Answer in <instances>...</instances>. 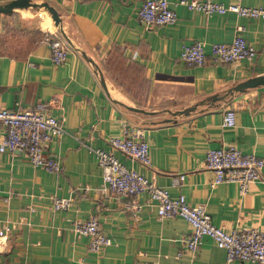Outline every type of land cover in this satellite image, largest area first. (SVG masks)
Masks as SVG:
<instances>
[{
  "label": "crops",
  "instance_id": "1",
  "mask_svg": "<svg viewBox=\"0 0 264 264\" xmlns=\"http://www.w3.org/2000/svg\"><path fill=\"white\" fill-rule=\"evenodd\" d=\"M31 1L53 6L61 27L45 6L0 12L12 17V24L15 18L43 16L27 22L34 23L25 26L34 33L26 42L0 48V107L46 102L66 132L45 148L46 157L59 160L57 172L35 168L22 151L0 152V264H256L228 261L226 250L208 235L191 253L184 241L191 234L185 218L160 217L147 192L101 189L103 170L91 149L110 150L109 138L123 126L141 128L152 166L113 149L128 168L173 196L185 194L191 205H205L213 223L227 230L264 229V166L260 178L242 190L237 182L212 185L206 163L209 149L230 143L264 159V85L230 91L264 74V18L206 15L169 0L176 22L146 28L138 17L145 0ZM215 1L264 7V0ZM239 26L256 47L255 57L214 62L211 44L231 42ZM46 33L65 39L62 64L53 63ZM198 40L208 58L204 65H191L180 52ZM188 107L194 108L178 113ZM229 107L236 112L231 127L223 126ZM180 174L184 180L175 183ZM58 197L71 199V205L55 209ZM92 215L111 239L101 254L89 249V236L74 231L76 220Z\"/></svg>",
  "mask_w": 264,
  "mask_h": 264
},
{
  "label": "built area",
  "instance_id": "2",
  "mask_svg": "<svg viewBox=\"0 0 264 264\" xmlns=\"http://www.w3.org/2000/svg\"><path fill=\"white\" fill-rule=\"evenodd\" d=\"M189 8L211 13H236L256 19L264 18V7L244 5L240 2L225 4L215 0H181ZM138 17L146 28L173 24L177 20L175 10L169 0H145L138 11ZM242 26L231 42H214L210 46V56L214 62L228 63L241 59L252 60L257 49L244 37ZM46 42L51 49V59L59 65L67 58V46L63 37L50 34ZM180 57L191 65H204L208 54L203 41L184 45ZM236 124L235 109L229 107L223 116V126ZM66 132L62 119L55 116L49 104L40 102L32 108L9 109L0 107V152L22 151L35 168L59 171L61 164L58 159L45 156L46 145ZM110 150L92 148L97 161L103 170L102 190H111L119 194L136 195L147 192L156 204L160 217L176 215L185 218L191 226V234L184 241L191 253H194L202 238L212 237L217 246L226 250L228 261H250L264 264V229L259 227L225 229L216 225L211 219L205 205H191L185 194L171 195L169 189L160 186L134 168H128L113 153L119 150L133 160L147 167L152 166L150 144L145 139L141 128L123 126L121 132L109 138ZM207 167L213 172L212 185L223 182H237L242 190H246L256 179L260 178L264 159L254 153H245L235 144H225L211 148L207 152ZM185 174L174 178V182L184 180ZM91 189L90 186L85 187ZM71 205L69 198H56L55 209H67ZM74 231L79 235L90 237L89 249L101 254L111 244L110 237L102 230L100 221L95 216L78 219L74 222ZM98 264V263H93ZM156 264V263H145Z\"/></svg>",
  "mask_w": 264,
  "mask_h": 264
},
{
  "label": "water",
  "instance_id": "3",
  "mask_svg": "<svg viewBox=\"0 0 264 264\" xmlns=\"http://www.w3.org/2000/svg\"><path fill=\"white\" fill-rule=\"evenodd\" d=\"M37 6H45L49 12L51 13L52 18L54 19L56 25H60L61 27V18L58 14V12L55 10V8L51 5H49L47 2L44 3H37L33 2L31 0H11L7 3L0 4V12L2 13H10L14 9L17 8H28V7H37ZM67 37V36H66ZM264 85V74L263 75H258L254 76L251 78H248L244 81H241L234 85L230 91H245L248 88H253V87H258ZM194 107H188L182 110H179L178 113L181 114H188ZM136 110V108H134Z\"/></svg>",
  "mask_w": 264,
  "mask_h": 264
},
{
  "label": "rangeland",
  "instance_id": "4",
  "mask_svg": "<svg viewBox=\"0 0 264 264\" xmlns=\"http://www.w3.org/2000/svg\"><path fill=\"white\" fill-rule=\"evenodd\" d=\"M19 17V16H17ZM21 18V17H19ZM43 16L40 14H35L31 17H23L20 20H26L25 22H22V24L24 26H22L21 23H19L20 20H17L15 18V21L12 23H10L9 19L11 20L12 17L10 16H6V15H1L0 16V48L2 49H9V48H14L16 45L15 43L18 42L20 44V42H26L28 39H30V37L32 36V34H29L30 31H28L29 26H32L34 23L28 24L27 22L31 20L37 21L39 19H42ZM7 23V24H5ZM26 26V27H25ZM23 30H26V32H22ZM36 29H34L33 31H35ZM24 44V43H23ZM19 46V45H18ZM17 46V47H18ZM23 45L20 46V48ZM28 46V45H27ZM26 46V48H28Z\"/></svg>",
  "mask_w": 264,
  "mask_h": 264
},
{
  "label": "trees",
  "instance_id": "5",
  "mask_svg": "<svg viewBox=\"0 0 264 264\" xmlns=\"http://www.w3.org/2000/svg\"><path fill=\"white\" fill-rule=\"evenodd\" d=\"M50 35V33H46V34H43V39H44V41L46 42V38H47V36H49ZM108 68H109V66H108ZM110 69V68H109Z\"/></svg>",
  "mask_w": 264,
  "mask_h": 264
}]
</instances>
